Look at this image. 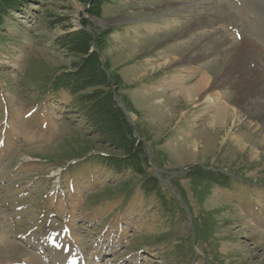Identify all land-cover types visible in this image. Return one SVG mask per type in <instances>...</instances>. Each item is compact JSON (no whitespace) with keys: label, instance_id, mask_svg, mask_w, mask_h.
I'll return each instance as SVG.
<instances>
[{"label":"rangeland","instance_id":"374dc122","mask_svg":"<svg viewBox=\"0 0 264 264\" xmlns=\"http://www.w3.org/2000/svg\"><path fill=\"white\" fill-rule=\"evenodd\" d=\"M22 9L1 16L0 263L57 264L55 250L40 255L23 237L39 241L66 224L73 240L61 242L85 264H264V0H38ZM81 28L92 39L55 42ZM93 38L146 158L143 176L99 166L96 156L122 150L69 97L46 91L63 71L89 64L98 74ZM204 77L213 85L195 97L170 83ZM215 100L227 108L217 120ZM197 169L226 175L228 188ZM149 175L158 190L132 191Z\"/></svg>","mask_w":264,"mask_h":264},{"label":"trees","instance_id":"16d2710c","mask_svg":"<svg viewBox=\"0 0 264 264\" xmlns=\"http://www.w3.org/2000/svg\"><path fill=\"white\" fill-rule=\"evenodd\" d=\"M33 1L38 0H0V31L3 27L2 15L8 16L12 12L23 11L22 7ZM87 9H90L89 5H87ZM83 22L84 20H82V24ZM107 31L108 33L113 32L110 28ZM91 34V30L81 28L71 34L58 36L55 42L61 46L66 40L79 36L85 37L87 40L89 38L92 39L93 36ZM80 42L84 43L85 41ZM93 42L96 51L91 52L90 56L94 58L93 61H95L94 64L97 67L98 74H90L88 71L89 64H86L82 69L76 67L53 76L49 81L48 88L57 97H69L68 106L71 105L70 107L77 108L76 110L81 113L85 122L94 125L98 124L99 127L104 128L103 134L105 135L106 142L112 144L113 148L117 147L119 150H122L121 157L111 155L96 156L99 166L114 170L117 173L130 171V173H137L138 176H143L145 173L143 162L146 161V158L142 153V147L135 145V139L132 135L133 127L127 119L126 112L115 98L116 92L110 88L111 85L118 87L116 80L113 76H110L106 62H102L95 38H93ZM71 45L74 44L71 42ZM83 48L84 46L81 47V51ZM90 81H95L97 84H89ZM95 85H102L103 87L102 89L91 91V93L84 92ZM123 104L127 110L124 101ZM197 172V177H201L205 181L210 180V182H214L218 186H227L229 184V178L222 173H214L201 169H197ZM152 183L153 188L151 187ZM158 188L159 182L157 178L149 175L138 184V189L135 188L132 191L137 190L143 194H149L153 190H158Z\"/></svg>","mask_w":264,"mask_h":264},{"label":"bare ground","instance_id":"6f19581e","mask_svg":"<svg viewBox=\"0 0 264 264\" xmlns=\"http://www.w3.org/2000/svg\"><path fill=\"white\" fill-rule=\"evenodd\" d=\"M169 2V1H168ZM179 2V1H178ZM178 2H176V3H178ZM180 3V2H179ZM164 4H166V3H164ZM198 22H196L195 24H197ZM246 41L244 42L245 44H246V42H248V40L247 39H245ZM247 51H248V53L251 55V58L252 57H256L255 56V52H252L251 51V48H248L247 49ZM163 57H164V55H162ZM166 57V56H165ZM258 58V57H257ZM166 60H167V58H166ZM260 61V60H259ZM184 79H181V80H177V81H174L173 80V82H170L171 83V85L172 86H174L175 87V90H178L177 92H182V93H184V95L186 96V97H190V96H192V95H194V97L200 92V90H203V88L207 85V83H209L208 82V78H203V79H200V80H197V81H195L194 83H192V84H185L184 82ZM176 85V86H175ZM209 85L210 86H212L213 85V82H211V83H209ZM171 86V87H172ZM212 96V95H211ZM210 95H209V97H211ZM208 97V98H209ZM194 100H195V103H196V99L194 98ZM218 100V99H217ZM214 105H215V108H214V110H215V118H214V120H217V119H219V118H222L223 116L225 117L226 115H227V108L225 107V106H223V103H221V101H214ZM213 122H216L217 123V121H210L209 123H213ZM224 122V121H223ZM224 124V123H223ZM237 124H239V123H237ZM250 124V123H249ZM213 126V125H212ZM214 127V126H213ZM232 140L235 142V143H237L238 141H239V138L235 135H232ZM242 148H243V145H242ZM253 153V152H252ZM49 251H50V249H46V251H45V256H47L48 254H46V253H49ZM56 255H57V257L58 258H61V262H63V261H65V264H66V262H67V259H69V258H67L68 257V254H64L63 252H62V250H60V251H58V252H56ZM56 260H58V259H56Z\"/></svg>","mask_w":264,"mask_h":264}]
</instances>
